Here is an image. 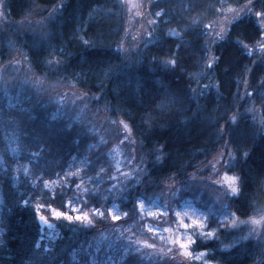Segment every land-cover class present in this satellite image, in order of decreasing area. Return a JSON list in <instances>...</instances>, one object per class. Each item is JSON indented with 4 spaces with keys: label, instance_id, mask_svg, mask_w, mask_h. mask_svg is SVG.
Returning <instances> with one entry per match:
<instances>
[{
    "label": "trees",
    "instance_id": "obj_1",
    "mask_svg": "<svg viewBox=\"0 0 264 264\" xmlns=\"http://www.w3.org/2000/svg\"><path fill=\"white\" fill-rule=\"evenodd\" d=\"M183 1H153V32L123 50L121 0H0V264H187L142 247L156 221L140 201L207 210L215 232L190 248L212 264H264L263 236L221 222L264 212V65L243 45L259 24L234 21L210 48ZM221 151L237 193L207 175Z\"/></svg>",
    "mask_w": 264,
    "mask_h": 264
},
{
    "label": "rangeland",
    "instance_id": "obj_2",
    "mask_svg": "<svg viewBox=\"0 0 264 264\" xmlns=\"http://www.w3.org/2000/svg\"><path fill=\"white\" fill-rule=\"evenodd\" d=\"M153 1L155 0H121L126 11L125 34L121 42L123 50L136 47L153 32L156 16L159 14L156 11L150 10ZM237 1H239L238 4ZM252 1L249 5V0H232L231 2L218 0V3H215V6H218L213 12L206 13L204 16L201 15L195 22H203L204 25L209 26L208 39L211 40L210 42H214L220 37L222 39L225 38L233 21L238 20L240 17L248 16L247 14L249 13L257 18L264 31V18L257 16V11L251 12ZM253 49L262 54L264 52V39L254 45ZM208 60H214L212 53H210ZM70 93H73V91H70ZM124 126L128 129L126 124ZM226 157L224 151L218 153L211 161L210 172L207 175L211 177L213 183L224 191L237 193L233 189L239 190L238 175L227 171L225 164ZM3 162H5V159L0 154V164ZM116 164L120 169L123 168L124 163L122 162L121 153H119ZM141 202L143 201L139 203ZM111 213L113 216H119L116 208H112ZM141 214L143 218L149 217L156 221L151 222L145 219L144 228L142 224L141 231H143V235L150 237L148 239H140L142 247H151L157 253L160 250L163 253H168V255L180 257L187 264H212L208 260L206 252L194 253L190 248L192 243L189 244V241L193 242L199 235L204 237L212 236V233L215 232L214 229L208 227L209 213L207 210L201 209L194 203L183 202L182 205H176L173 209L169 207L166 210L155 203L147 205L143 202ZM51 215L58 217L57 210L53 211L52 209ZM77 215L81 214L77 213ZM39 218L41 224L47 227L52 236H54L56 225L53 219L48 217L43 211L39 212ZM194 221H199L200 223L194 224ZM221 222L246 225L253 235L264 237V212L248 220H240L234 214L225 213L221 217ZM184 224H187L188 227L185 228ZM182 244H186L188 247H181Z\"/></svg>",
    "mask_w": 264,
    "mask_h": 264
},
{
    "label": "flooded vegetation",
    "instance_id": "obj_3",
    "mask_svg": "<svg viewBox=\"0 0 264 264\" xmlns=\"http://www.w3.org/2000/svg\"><path fill=\"white\" fill-rule=\"evenodd\" d=\"M193 1H195V0H184L183 2H184V5H185V7H184V9L185 10H188L189 9V5H191V3L193 4ZM260 0H253L252 1V6H251V12L252 11H257V12H262V11H264V9L263 8H258V7H255V5H258V2H259ZM215 3L217 4L218 3V0H216V2H212V4L210 5V3H206L205 2V0H197V5H198V10H199V12L201 13L200 15H202L205 11H206V7L208 6V9H207V11L205 12V13H211V12H213V10L218 6V5H216L215 6ZM259 4H262V5H264V0H261L260 2H259ZM204 13V14H205ZM253 13V12H252ZM203 14V15H204ZM248 16H243V17H240L239 19H243V18H246V17H250V16H253L255 19H256V21L258 22V20H257V18L253 15V14H251V13H249V14H247ZM238 19V20H239ZM235 21H237V20H235ZM233 23H234V21H233ZM232 23V24H233ZM232 24H231V26H230V28H229V31H228V34H227V36L225 37V38H227V37H229V34H230V31H231V27H232ZM258 24H259V30H260V34H259V36L258 37H256V39L255 40H253V41H251V42H243V45L245 46V48H247V51H248V54L250 55V56H252V59H253V62H257L258 60H260L262 63H263V65H264V52H262V54H260V53H258V52H256L253 48H254V45H256L259 41H261V40H263L264 39V31H263V27H262V25L258 22ZM202 26H205V27H202V32H201V34H202V36H204V34H207V38H208V32H209V26L208 25H202ZM205 28V29H204ZM221 40L222 38L220 37V38H218V39H216L214 42H210V48H212V46H213V43H215L217 40ZM209 40V39H208ZM211 41V40H210ZM249 47V48H248ZM211 51V50H210ZM212 52V51H211ZM210 52V53H211ZM212 54H213V52H212ZM213 56H214V60H216V58L217 57H215V55L213 54ZM213 60V61H214Z\"/></svg>",
    "mask_w": 264,
    "mask_h": 264
},
{
    "label": "snow or ice",
    "instance_id": "obj_4",
    "mask_svg": "<svg viewBox=\"0 0 264 264\" xmlns=\"http://www.w3.org/2000/svg\"><path fill=\"white\" fill-rule=\"evenodd\" d=\"M250 4H251V0H249V5ZM256 15L259 16V17L264 18V11L257 12ZM172 63H175V61H172ZM231 118L233 120H235L237 117L235 115H233ZM233 191L238 192V189H233ZM140 207L143 208V202L140 203ZM54 210L55 209H53V211ZM57 215H58V217H66L69 221H71V220H84L86 218V216H87V214H81V215H77V216H72V215H68V214H66L64 212H59V211H57ZM125 215H128V213H125ZM112 219H113V221H118V220L121 219V217H119V216H113ZM193 223L194 224H199L200 222L199 221H194ZM184 227L187 228L188 225L187 224H184ZM212 234H214V233H212ZM205 238H206V236H205ZM190 243H192V241H189V244ZM181 247H188V245L182 244ZM189 255H191V253H189Z\"/></svg>",
    "mask_w": 264,
    "mask_h": 264
}]
</instances>
